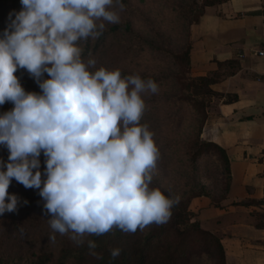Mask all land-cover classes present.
<instances>
[{"label": "clouds", "instance_id": "9594fccd", "mask_svg": "<svg viewBox=\"0 0 264 264\" xmlns=\"http://www.w3.org/2000/svg\"><path fill=\"white\" fill-rule=\"evenodd\" d=\"M0 31V215L15 212L13 180L38 191L49 239L95 252L92 236L163 224L173 199L152 186L159 150L141 123L151 79L97 67L81 42L118 23L122 0H20ZM23 70L39 91L26 90ZM43 158V160H42ZM27 204V200L23 201ZM120 255L119 247L109 250Z\"/></svg>", "mask_w": 264, "mask_h": 264}, {"label": "trees", "instance_id": "16d2710c", "mask_svg": "<svg viewBox=\"0 0 264 264\" xmlns=\"http://www.w3.org/2000/svg\"><path fill=\"white\" fill-rule=\"evenodd\" d=\"M186 1H184L186 6L182 7L179 4L177 7L180 9L177 13L180 15L179 20L182 21L183 33H185V40L178 49L170 46L169 39L172 37L168 41L161 38L165 34L161 26L152 25L149 27L147 35H141L135 31L131 20L135 10L130 7L128 0H122L123 9L121 13L124 10L125 16H120L118 23L106 24L105 31L98 38L81 42L84 48L83 56L94 55L98 61L97 67L103 66L114 69L109 65L114 60L131 55L130 48L136 50L137 53L140 48L146 46L151 47L159 57L164 54L171 61L173 68L171 75L173 81L175 80L176 90L169 98L163 96L168 104L163 101L162 96L145 95L143 97L145 110L141 118V123L146 124L153 133L154 142L159 150L158 159L161 158L162 160L163 158V168L166 170L176 145L173 142L158 145L157 138L165 127L173 130L181 127L183 111H192V122L186 123L188 124L186 125L188 126V133L185 135L186 138L181 141V147H179V160L185 165L181 171L189 179V190H182L179 193L171 186L161 185L158 179L152 180L153 187H159L174 201L169 219L163 224H150L143 230L138 229L134 233H125L114 228L102 236L88 237L96 241L95 252L101 255V259L91 255L86 244L77 246L72 241H68L64 245L63 239L60 245L52 244L47 249L42 250L30 247L26 250H20L19 254V251L16 252L13 257L1 249L0 264H192L203 255H207L212 260V264H224L223 246L219 236L214 233V229L217 224H220L221 218L210 221L192 220L193 217L197 216V213L189 208L191 199L195 197H205L210 201V204L221 207L229 191L231 174L225 151L217 144L201 137L211 98L218 95L213 91L212 85L219 82L223 76H221L220 70L202 76L191 74L189 30L191 25L198 22L206 7L227 0ZM20 7V0H0V31L5 27L9 13L13 10L18 11ZM155 38L159 39L160 42L157 43ZM118 69H120L122 77L135 74L143 80L151 79L149 74L140 75L139 72H133L128 67ZM21 71L23 73L18 77L22 86L28 91H39L33 79L26 72ZM151 80L160 86L165 79L161 81L158 76ZM165 104L168 109L163 111ZM174 106H176L175 109ZM12 107L13 105L9 102L0 105V113L10 110ZM212 155H216L219 161L217 171L221 176L217 177L216 180L222 179L221 187H210L197 181L196 170L199 159ZM6 158L7 150L0 147V160H6ZM19 186L20 194L17 193L16 195L19 194L23 201L27 200V208L35 209L42 206L37 190L25 188L20 183ZM243 204L247 203L243 202ZM248 204L262 206L264 205V198L252 199L248 201ZM7 213L3 214L6 215ZM246 221L264 226V213L250 212L249 215H246ZM112 247L121 249L120 255L116 258L110 256L109 250Z\"/></svg>", "mask_w": 264, "mask_h": 264}, {"label": "crops", "instance_id": "0c3cea01", "mask_svg": "<svg viewBox=\"0 0 264 264\" xmlns=\"http://www.w3.org/2000/svg\"><path fill=\"white\" fill-rule=\"evenodd\" d=\"M189 39L192 74L220 70L223 76L212 85L218 95L202 138L225 151L231 174L221 207L195 197L190 209L203 221L221 218L214 233L223 246L224 264H264V226L246 221L250 212L264 213V205L248 204L264 198V0L206 7L191 25Z\"/></svg>", "mask_w": 264, "mask_h": 264}, {"label": "rangeland", "instance_id": "374dc122", "mask_svg": "<svg viewBox=\"0 0 264 264\" xmlns=\"http://www.w3.org/2000/svg\"><path fill=\"white\" fill-rule=\"evenodd\" d=\"M130 2V7L135 11L131 16L132 23L134 25L135 31L139 32L141 35H147L149 33V27L161 26L163 28L164 41L171 42L170 46L178 49L181 47L182 42H184L185 33H183L182 21H180V15L177 11L180 10L179 4L183 7L186 6V0H128ZM187 0L186 2H188ZM201 2V0H197ZM177 8V9H176ZM124 10L119 12V16H125ZM149 17V18H148ZM157 43L160 42L159 39L155 38ZM131 55L114 60L109 67L121 68L128 67L131 68L133 72H139L142 74H149L151 79L155 77H160L163 84L157 86V91L155 94L157 96H167V98L173 95L175 89L173 77L171 72L173 68L171 67V61L164 54L160 57L155 54L151 47L146 46L145 48H140L136 53L130 48ZM113 53V52H112ZM114 54V53H113ZM115 55V54H114ZM23 72L17 73L20 76ZM192 74V72H191ZM193 75V74H192ZM194 76V75H193ZM216 98L212 97L211 101ZM163 101L168 104L165 99ZM164 105L163 111L168 109L167 105ZM213 104L209 106L208 111H210ZM176 106H174V109ZM163 114V113H160ZM192 111H183V124L181 127L176 129L166 128L161 130L157 143L161 145L166 142L175 143V149L173 150V156L167 165V169L163 168V158L158 159L156 163V169L153 173V179H158L161 185L171 186L176 189L179 193L182 190H189V179L186 174H183L181 169L183 165L182 161L179 159V153L181 147V141L186 137L188 133V121L192 122L191 118ZM202 137V133H201ZM167 150V149H166ZM217 162V163H216ZM219 161L216 155L202 157L197 163V181L201 184L208 185L210 187L222 186V179L217 177L221 176L219 171H217V166ZM19 183L13 180L8 188L9 193L20 194ZM18 197L21 203L18 204L17 210L15 212H8L6 215H0V250L8 252L12 257L20 250H26L27 248L34 247L37 250L47 249V247L52 244L60 245L61 241L64 239V245L66 242L71 241L67 236H61L56 234V240L53 243L50 239L51 229L48 224V218L42 216V206L35 209L27 208L26 204L23 203L21 196ZM192 200V199H191ZM191 203V201H190ZM189 203V208H190ZM191 210V209H190ZM198 215V214H197ZM14 219V220H13ZM193 219H198V217H193ZM212 260L208 258L207 255H203L201 258L196 259L192 264H212Z\"/></svg>", "mask_w": 264, "mask_h": 264}, {"label": "built area", "instance_id": "2783aa9c", "mask_svg": "<svg viewBox=\"0 0 264 264\" xmlns=\"http://www.w3.org/2000/svg\"><path fill=\"white\" fill-rule=\"evenodd\" d=\"M259 54L263 55V52H259Z\"/></svg>", "mask_w": 264, "mask_h": 264}]
</instances>
